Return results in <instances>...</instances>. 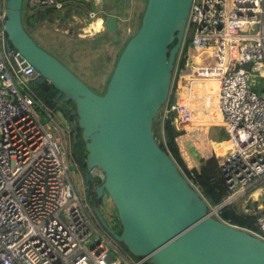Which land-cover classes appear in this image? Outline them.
<instances>
[{"label":"built area","instance_id":"2783aa9c","mask_svg":"<svg viewBox=\"0 0 264 264\" xmlns=\"http://www.w3.org/2000/svg\"><path fill=\"white\" fill-rule=\"evenodd\" d=\"M28 3L30 11L62 6ZM6 14L0 0V264H143L147 258L134 259L97 217L69 120L35 89L41 72L9 42ZM189 28L185 62L178 66L184 35L162 116L170 113L194 145L189 130L205 129L206 151L197 149L209 157L211 145L227 190L223 201L238 205L240 196L264 190V88L252 87L257 74L264 78V0H192ZM209 125L226 133L217 141L228 144L220 156ZM71 166L82 174V191ZM92 174L95 186L105 178L97 167ZM254 213V233L264 239V210Z\"/></svg>","mask_w":264,"mask_h":264},{"label":"water","instance_id":"95a60500","mask_svg":"<svg viewBox=\"0 0 264 264\" xmlns=\"http://www.w3.org/2000/svg\"><path fill=\"white\" fill-rule=\"evenodd\" d=\"M191 2L146 0L140 25L121 50L102 93L27 32L23 0H6L5 29L11 45L49 81L43 90L52 84L51 95L58 91L61 107L67 99L74 102L70 114L77 115L84 141L85 180L93 183V168L104 172L94 190L98 198L104 193L111 197L120 231L106 221L99 206L96 215L128 252L146 257L149 264H264V239L214 218L226 201L210 207L153 134V121L169 96ZM117 20L113 6L103 33L111 32L115 40ZM69 124L76 142L78 129L73 120ZM257 203L248 197L238 209L256 211Z\"/></svg>","mask_w":264,"mask_h":264},{"label":"rangeland","instance_id":"374dc122","mask_svg":"<svg viewBox=\"0 0 264 264\" xmlns=\"http://www.w3.org/2000/svg\"><path fill=\"white\" fill-rule=\"evenodd\" d=\"M92 1L91 5L94 6L93 9L99 11L96 12V10L92 9L95 14L94 16H90L88 13V15L85 16V20L75 23L76 21L74 17H72V15H68L67 17L63 18L65 23H62L63 20L61 16L63 11L60 10L62 7L61 6L57 8V10H59L53 20L42 19L36 22L35 27L33 29H29V31H31L38 44L43 46L46 50L60 59L94 91L102 93L106 88L108 79L112 73L115 62L121 50L123 49L127 40L135 33L140 25L141 17L146 5V0H98L97 3H94V0ZM113 6H116L117 8V39H112L111 36L113 34L111 32L106 33V35L102 34L101 32L94 35H87V33L83 30L84 23H86L85 21H90L97 15L101 16L102 19L105 20L109 8ZM82 35H86V38L82 39ZM190 35L191 30L189 28L185 31V38L188 39ZM176 61L177 58L175 60V65ZM174 68L172 72V80L173 74H175ZM252 87L257 93H261V89L264 88V78L257 74ZM163 108L164 105H162L161 109ZM208 131L210 133L208 136L210 139L226 138L225 131L219 126L209 125ZM201 136L202 135H200V137ZM183 145L185 148L196 149L198 152H200L189 138L184 140ZM227 145L228 144L226 142H223L222 144H215V149L217 150L218 155L222 150L225 151L227 149ZM80 148L81 147L78 146V151L79 153H82V149ZM209 156L215 157V153L211 145L209 146ZM84 157V154L80 155V158L83 160ZM70 170L73 175L74 185L78 188V190L82 191L84 184L82 174L79 173L77 166H71ZM247 196V193L243 196H240L237 199L236 204L239 205L242 203L247 198ZM251 197L258 200L259 202L264 203V190L262 192H257ZM102 199L104 209H107L110 215H117L111 197L107 193H104ZM261 209L264 208L259 206V209L256 211ZM114 222L115 218L112 216V220L109 219V223H112L114 226ZM132 256L134 259H137L136 256Z\"/></svg>","mask_w":264,"mask_h":264},{"label":"trees","instance_id":"16d2710c","mask_svg":"<svg viewBox=\"0 0 264 264\" xmlns=\"http://www.w3.org/2000/svg\"><path fill=\"white\" fill-rule=\"evenodd\" d=\"M81 2L87 6L86 8L88 11L92 10V8L88 6L89 4L87 2H85L84 0H81ZM30 8L31 7L29 6L28 0H23L22 19L24 27L28 33H30L29 29L34 27L36 22L42 19L53 20L57 13V8L52 5L38 8L34 11H30ZM76 11L77 13H81L79 10ZM71 12V9H67L64 14H62L61 18L63 19L68 15H71ZM189 39L190 37L188 39L185 38L178 59L179 67L182 66L185 62L186 48ZM172 91L173 87L168 96V103H170L171 101V97L173 94ZM162 112L163 109L160 110L158 118L153 121L152 125V130L156 141L166 152L171 155V157L177 163L182 173L200 191V193L206 199L210 207L220 204L227 196V190L217 159L213 156L204 157L196 149L185 148L183 145L184 139L180 135L181 132L177 130L175 125L173 124L171 114L169 113L165 118H163ZM202 130L204 131L205 129L203 128ZM77 139L78 142H74L73 147L76 156L79 160L81 169H84V160L80 158V155H85L86 150L84 146V141L81 139L80 132L77 135ZM195 145L200 151H206V141H202V139L198 136H196L195 138ZM78 146L81 147L80 149H82V153H79ZM97 182L98 184H100L101 182H103V180L98 179ZM90 197L94 202H101L102 199L97 197L96 191L94 189L92 190ZM112 216L115 218L116 221V229L120 231L121 224L118 220L117 215L115 214ZM212 216L214 218L224 220L230 224L246 228L253 232L259 231L256 222V213L252 211H240L238 209V206L232 203L224 204ZM136 257L138 259L141 256ZM143 264L149 263L147 262V260H145Z\"/></svg>","mask_w":264,"mask_h":264},{"label":"flooded vegetation","instance_id":"af4514ba","mask_svg":"<svg viewBox=\"0 0 264 264\" xmlns=\"http://www.w3.org/2000/svg\"><path fill=\"white\" fill-rule=\"evenodd\" d=\"M112 7H110L109 8V10L111 9ZM109 10H108V12H109ZM107 16H108V13H107ZM106 16V17H107ZM117 22H118V20H117ZM112 37V39L113 40H115L114 39V36L112 35L111 36ZM37 42V41H36ZM43 47V46H42ZM73 71V70H72ZM74 72V71H73ZM75 73V72H74ZM76 74V73H75ZM77 75V74H76ZM78 76V75H77ZM44 82H49L47 79H43V77L41 76L40 77V79L37 81V85H38V87L37 88H35L36 90H37V92L45 99V100H47L48 102H50L51 104H56V105H58L59 106V101L61 100V95H59L58 97L56 96L57 95V93H58V91H56L53 95H51V93L52 92H54V86L52 85V84H50V86L47 88V90H43V88H42V84H44ZM55 101V102H54ZM61 109L64 107L65 108V110H63V112H64V114H65V116L68 118V120L70 121V120H73L74 122H75V125H76V128L78 129V132H80V128H78L77 127V115L76 114H74V115H71L70 114V110H72V109H74L75 108V104H74V102L72 101V100H70V99H67V100H65V101H63V105H62V107L61 106H59ZM78 142V139H77V141H76V143ZM82 171H84V169H82ZM86 181V180H85ZM86 183H87V185L88 184H90L91 183V185H90V187H89V191H88V194H89V201H90V204L94 207V211H95V208H96V206H99V208H100V210H101V212H102V214H103V216L105 217V219H106V221L109 223V217H108V215L106 214V212H105V209H104V206H103V199H101V202H94L92 199H91V192H92V190L95 188V180L93 181V183L92 182H90V181H86ZM96 213V212H95ZM115 224H114V226L112 225V223H109L112 227H114V228H116V221L114 222ZM121 246L125 249V250H127L122 244H121ZM128 251V250H127ZM130 253V252H129ZM131 254V253H130ZM132 255V254H131Z\"/></svg>","mask_w":264,"mask_h":264},{"label":"crops","instance_id":"0c3cea01","mask_svg":"<svg viewBox=\"0 0 264 264\" xmlns=\"http://www.w3.org/2000/svg\"><path fill=\"white\" fill-rule=\"evenodd\" d=\"M57 1H59V2H61L62 3V7L60 8V10H62L63 11V14H64V12L67 10V9H71L72 10V12H71V15H72V17H74V19H75V23H78V22H81L82 20H85L86 18H85V16H87L88 15V12L90 11H88L87 10V6L86 5H84L82 2H81V0H57ZM85 2H87L89 5L88 6H90L92 9L94 8V6H92L91 5V1L92 0H84ZM93 2V1H92ZM98 2V0H94V3H97ZM96 5V4H95ZM59 10V9H58ZM58 10H57V12H58ZM76 10H79L81 13H77V11ZM93 10H96V9H93ZM96 12H99L98 10H96ZM97 17H101V16H95L93 19H91L90 21H85L86 23H84V27L86 26V25H88L89 23H91V22H93ZM101 19H102V17H101ZM43 20H45V19H43ZM63 20V19H62ZM104 21V20H103ZM62 23H65V20H63L62 21ZM35 27V26H34ZM34 27H32V28H30V29H33ZM83 27V28H84ZM91 31V30H90ZM102 31H104V28H103V30ZM101 31V33L102 34H104V35H106V33H103ZM86 33H88V32H86ZM30 34L33 36V34L31 33V31H30ZM96 34V33H95ZM34 37V36H33ZM34 39H35V37H34ZM36 40V39H35ZM208 133V132H207ZM209 135H210V133H209ZM211 142H214V147H215V144L216 143H218L217 141L218 140H225V138H222V139H209ZM225 142V141H224ZM209 145V144H208ZM200 153V152H199ZM201 154V153H200ZM202 155V154H201ZM248 197V196H247ZM247 199V198H246ZM245 199V200H246ZM244 200V201H245ZM259 202V201H258ZM259 206H262L263 208H264V203L263 202H259L258 203V209H259ZM264 210V209H263Z\"/></svg>","mask_w":264,"mask_h":264},{"label":"bare ground","instance_id":"6f19581e","mask_svg":"<svg viewBox=\"0 0 264 264\" xmlns=\"http://www.w3.org/2000/svg\"><path fill=\"white\" fill-rule=\"evenodd\" d=\"M96 19H101V17H97ZM95 21V20H94ZM94 21L93 22H91V23H89L88 25H86L85 27H84V31L85 32H89L90 30H92L91 29V26H92V24L94 23ZM194 130L193 131H191V130H189V133H194V134H196L198 137H200V135H202L200 138L202 139V141H206V137L204 136V134H202V132H203V128H201V132H198L197 133V130L195 129V128H193ZM199 131V130H198ZM204 138V139H203ZM221 154H223V150L221 151V153L219 154V156L221 155ZM255 194H256V192H255ZM254 195V194H253ZM252 195H249L248 197H251ZM247 197V198H248ZM252 199H254L253 197H251ZM246 201H247V199L245 200V201H243L242 203H240V204H242L243 206L245 205V203H246ZM239 206V205H238ZM257 209H258V204H257ZM241 211H252V212H255V211H253V210H249V209H247V208H245V207H243V209L241 210Z\"/></svg>","mask_w":264,"mask_h":264},{"label":"clouds","instance_id":"9594fccd","mask_svg":"<svg viewBox=\"0 0 264 264\" xmlns=\"http://www.w3.org/2000/svg\"><path fill=\"white\" fill-rule=\"evenodd\" d=\"M91 16H94V13L90 14ZM104 28V21L103 19H95L94 23L91 26V31L87 33V35H94L95 33H99L103 30ZM81 38H86V35H82Z\"/></svg>","mask_w":264,"mask_h":264}]
</instances>
